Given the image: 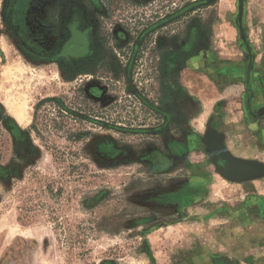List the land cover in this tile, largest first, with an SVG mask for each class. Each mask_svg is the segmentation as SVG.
I'll return each mask as SVG.
<instances>
[{
  "label": "rangeland",
  "instance_id": "1",
  "mask_svg": "<svg viewBox=\"0 0 264 264\" xmlns=\"http://www.w3.org/2000/svg\"><path fill=\"white\" fill-rule=\"evenodd\" d=\"M6 1L0 107L24 136L0 115L11 171L0 177V264H194L207 243L238 257L237 243L264 240V227L238 226L256 218L255 184L245 198L219 173L214 103L190 94L186 74L211 50L227 0L82 1L72 29L85 49L61 64L23 52ZM67 3L58 18L73 19Z\"/></svg>",
  "mask_w": 264,
  "mask_h": 264
},
{
  "label": "crops",
  "instance_id": "2",
  "mask_svg": "<svg viewBox=\"0 0 264 264\" xmlns=\"http://www.w3.org/2000/svg\"><path fill=\"white\" fill-rule=\"evenodd\" d=\"M226 2L228 12L211 25V50L186 72L190 94L214 103L211 118L216 124L210 128L230 156L264 166V0ZM263 177L233 182L244 188L243 195L255 184L256 218L252 223L251 215L244 216L238 224L245 235L248 227L260 232L264 227ZM244 240L235 247L238 257L231 255L233 247L226 242H206L195 252L194 264H264V240Z\"/></svg>",
  "mask_w": 264,
  "mask_h": 264
},
{
  "label": "flooded vegetation",
  "instance_id": "3",
  "mask_svg": "<svg viewBox=\"0 0 264 264\" xmlns=\"http://www.w3.org/2000/svg\"><path fill=\"white\" fill-rule=\"evenodd\" d=\"M67 1L69 2V0H7L5 2L4 19L28 57L43 62L57 60L60 64L66 58L64 40L65 37L70 36L69 28L67 31L62 28L61 32L58 30V33L54 34L53 23L60 17L65 20L64 16L58 18L56 13L66 9ZM66 21L68 22V19ZM62 66L64 70L67 69V65L62 64ZM0 115H4L1 107ZM2 119L14 140L24 136V132L17 127L13 117L4 115ZM0 154L4 156L5 152L0 151ZM10 174L11 171L0 164V177Z\"/></svg>",
  "mask_w": 264,
  "mask_h": 264
},
{
  "label": "water",
  "instance_id": "4",
  "mask_svg": "<svg viewBox=\"0 0 264 264\" xmlns=\"http://www.w3.org/2000/svg\"><path fill=\"white\" fill-rule=\"evenodd\" d=\"M207 144L219 173L231 182H244L264 175V166L240 161L230 156L214 133L208 134Z\"/></svg>",
  "mask_w": 264,
  "mask_h": 264
},
{
  "label": "trees",
  "instance_id": "5",
  "mask_svg": "<svg viewBox=\"0 0 264 264\" xmlns=\"http://www.w3.org/2000/svg\"><path fill=\"white\" fill-rule=\"evenodd\" d=\"M10 1H12V0H10ZM71 1H72V5H71L72 9H70V15L71 16L69 18H73V19H68V22H67L66 19L63 20V18L60 17L59 19L55 20V22L53 23L54 24L53 28H54V34H57L58 30H59V32H61L62 28L65 31H67V28H69L70 36H69V38H68V36L65 37V40H64V44L66 45V47H65L66 54L69 56L73 55V56L79 57V56H81L80 55L81 54L80 52H82L81 50L85 49V45H84V43L77 40L79 38V36H81L80 33H78V30L72 29V27H73L72 24H78L79 23L77 20V17L76 16L73 17V13L75 12L76 14L78 13L79 15H81L83 9L81 8L82 5L79 6L78 3L80 4L83 1L86 4L91 5V0H71ZM73 1H75L79 7L75 6V2H73ZM71 11H72V14H71Z\"/></svg>",
  "mask_w": 264,
  "mask_h": 264
}]
</instances>
